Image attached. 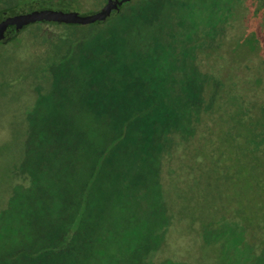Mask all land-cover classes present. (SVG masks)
Returning a JSON list of instances; mask_svg holds the SVG:
<instances>
[{
  "label": "rangeland",
  "instance_id": "1",
  "mask_svg": "<svg viewBox=\"0 0 264 264\" xmlns=\"http://www.w3.org/2000/svg\"><path fill=\"white\" fill-rule=\"evenodd\" d=\"M18 1L0 0V11ZM61 1L73 2L74 15L96 14L105 5V0ZM145 3L147 0L129 1L122 17ZM159 3L154 5L152 21L130 22L126 28L117 26L121 18L109 19L98 30L89 28L87 37L106 36L114 29L120 33L113 37L119 46L158 40L164 55L176 64L172 69L178 83L186 82L197 92L190 100L171 101L177 103L168 107L175 110L179 124L168 128V135L158 136L156 148L162 147L165 155L160 159L153 152L149 162L161 171L160 192L151 193L152 202L134 207L138 210L129 214L118 209L105 217L85 211L74 214L75 225L63 238L66 250L54 260L38 257V264H264V0H164L165 9L157 21ZM64 17L32 11L4 27ZM51 26L31 25L20 40L0 45V135L10 137L0 144V212L10 187V162L18 159L20 136L25 132L20 122L24 123V113L33 111L32 102L50 101L45 106L58 109L56 97L65 95L67 102L61 112L70 121L80 120L86 133L93 134L89 121L94 114L79 102L91 96L92 70H76L72 84L61 92L53 94L48 86L50 77L59 78L49 71L58 59L45 52L48 45L41 47L30 35L43 31L45 39L55 40V35L69 29ZM81 42L89 55L88 46L95 43ZM137 81L108 77L96 96L102 101L117 98L122 105L132 97L131 87ZM112 109L102 117L114 114ZM126 109L127 117H144L150 111V107L135 113L129 106ZM39 110L35 113L39 116L54 114L50 109L47 113ZM95 132L100 146L115 139L106 125ZM144 197H135L131 203L137 205ZM85 220L104 223L92 227L89 223L83 230ZM87 237L92 238L89 244L79 240ZM10 242L9 234L0 229V264L19 262L6 256L13 249ZM79 246L86 249L81 251Z\"/></svg>",
  "mask_w": 264,
  "mask_h": 264
},
{
  "label": "trees",
  "instance_id": "2",
  "mask_svg": "<svg viewBox=\"0 0 264 264\" xmlns=\"http://www.w3.org/2000/svg\"><path fill=\"white\" fill-rule=\"evenodd\" d=\"M129 1L131 0H105V4H110L112 8L107 20L93 24L88 22L82 27L60 22H78L94 15H74L71 12L75 7L72 1L63 3L61 0H20L0 11L1 46L20 40L31 25H52L56 30L60 27L69 28L64 34L55 35V40L47 37L45 39L43 31L30 35L41 47L48 45L49 50L45 52H50V55L58 59V63L49 70L54 77H59H50L51 83L48 86L53 88V94L68 89L74 81L72 75L76 70H92L88 83L91 96L79 102L94 114L89 121L93 134L86 133L87 129L80 120L70 121L61 112L60 108L67 99L60 93L54 104L58 109L47 108L45 105H50V101L38 100L36 104L31 103L32 107L35 106L33 111L30 109L31 111L22 116L24 123L20 122V126L24 125L25 132L20 136L21 150L18 159H11L7 173L10 187L3 198L4 206L0 212V229L3 228L9 234L13 247L12 250L8 249L10 252L6 256L11 261L18 258L17 264H38V257L54 260L61 256L66 250L62 247L65 233L75 225L74 214L85 211L105 217L106 213L116 209L128 213L138 210L134 207L147 206L152 202L151 193L160 192L161 171L158 165L149 162L152 161L153 152H157L160 159L165 155L162 147L156 148L158 136L168 135L167 129L179 124L173 115L175 110L168 107L177 103L171 101H179V98L190 100L197 92L186 82L182 85L178 83L172 69L176 64L164 55L163 45L158 40L149 44L140 42L137 46H119L113 37L120 33H116L113 26V30H109L106 36L92 39L87 37L89 28L98 30L109 19L121 18L117 26L121 24L120 26L129 28L127 26L130 22L143 24L144 20L153 18L154 5L158 0H147L143 8L132 9L123 18L121 11ZM162 3L164 0H160L159 15L157 19L154 18L157 21L165 9ZM41 10L65 14V17L62 20L40 18L32 20L35 23L29 25L27 24L32 21L4 27L18 17ZM121 37H126V33ZM82 39L95 43L93 47L88 46L89 55L84 53ZM148 49L151 50L150 55L147 53ZM95 52L98 54L94 55ZM119 55L123 58H119ZM111 61H114L112 66ZM111 76H120L131 83L138 80L131 87L132 97L122 102V105H119L117 98L102 101L96 96L102 83ZM148 96L152 98L148 99ZM187 101L185 102L188 103ZM128 106L133 113L148 111L147 108L150 107V113L144 117H127L125 113ZM112 108L114 114L102 117L103 113ZM39 109L46 113L50 109L55 115L39 116L35 114L40 112ZM101 125H106L115 138L109 145L100 146L94 136L95 129ZM7 139L10 137L0 135V144ZM13 139L17 140L18 137ZM140 142L142 145L138 146ZM14 162L17 163L13 164ZM142 196L147 197L139 199L137 205L131 203L135 197ZM89 223L92 227L104 222L85 220L81 222L83 230ZM91 237L79 240L89 244ZM79 247L83 248L81 251L86 249L84 246Z\"/></svg>",
  "mask_w": 264,
  "mask_h": 264
},
{
  "label": "water",
  "instance_id": "3",
  "mask_svg": "<svg viewBox=\"0 0 264 264\" xmlns=\"http://www.w3.org/2000/svg\"><path fill=\"white\" fill-rule=\"evenodd\" d=\"M108 5L109 4L107 3V5L104 6L103 9L101 11H99L98 13L94 14L93 16L80 19L78 22H73V23L67 22V21H60V22L61 23H69L70 25H74V26H82L83 24L88 23V22L93 24L94 20H97V19H100V21H98V22H102L103 20H105L107 18V16L110 13ZM50 19H53V18H50ZM62 19H60V20H62ZM37 20H40V19H37ZM32 23H35V21H32V22L28 23L27 25L32 24Z\"/></svg>",
  "mask_w": 264,
  "mask_h": 264
},
{
  "label": "flooded vegetation",
  "instance_id": "4",
  "mask_svg": "<svg viewBox=\"0 0 264 264\" xmlns=\"http://www.w3.org/2000/svg\"><path fill=\"white\" fill-rule=\"evenodd\" d=\"M106 5H107V4H105L104 6H106ZM108 7H109V11H110V13H111V9H112V8H111V5L109 4ZM110 13H109V14H110ZM89 17H90V16H89Z\"/></svg>",
  "mask_w": 264,
  "mask_h": 264
}]
</instances>
